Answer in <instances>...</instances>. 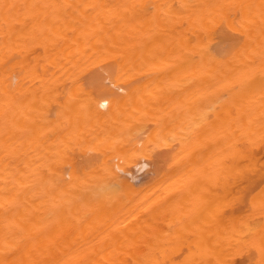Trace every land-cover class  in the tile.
I'll return each mask as SVG.
<instances>
[{"label":"bare ground","instance_id":"obj_1","mask_svg":"<svg viewBox=\"0 0 264 264\" xmlns=\"http://www.w3.org/2000/svg\"><path fill=\"white\" fill-rule=\"evenodd\" d=\"M0 264H264V0H0Z\"/></svg>","mask_w":264,"mask_h":264},{"label":"rangeland","instance_id":"obj_2","mask_svg":"<svg viewBox=\"0 0 264 264\" xmlns=\"http://www.w3.org/2000/svg\"><path fill=\"white\" fill-rule=\"evenodd\" d=\"M53 111H55V110H53ZM53 111H52V112H53ZM54 114H55V113H53V115H54ZM54 116H55V115H54ZM54 116H53V117H54ZM171 143H172V142H171ZM173 143H174L173 145L170 144V145H171L170 147H173L174 151H176V149H177V148H176V147H177V144H176V142H173ZM166 145H167V144H166ZM164 146H165V145H164ZM75 147H76V146H75ZM162 147H163V145H161V148H160V146H158L159 150H158V151L156 150V151H157V154L155 153L156 151H155V148H154L153 152L155 151V152H154L155 155H153V156H157V155H159V156H157V157H159V159H161V158L164 157V156H165V157H166V156L169 157V155H170V154L168 155L169 151L165 152L166 154L163 153V154H165V155H162L161 153L165 151V148L167 149V147H168V148L170 149V147L167 146V147H165L163 150H162ZM174 147H175L176 149H175ZM86 148H87V147H85V148H80V147H78V148H77V149H79L78 152H77L78 154H76V153H75L76 151L74 150L75 152H74V151H73V152H74L77 156H73V155H75V154H71L70 151H69V156H70V154L72 155V157H71L70 159H72V158H73V159L70 160V161H68V162H65L67 165L64 163V164L60 167V171H61V174H62V176H63V177H61V180H67L68 178H70V171H71V169H72L71 167H72L73 164H75L77 161L79 162V161H81V159H82V161L85 162V163H82V165H83V164H86V163L88 164L89 162L93 161V158H95V155L93 154V151H94L95 149H94V150H91V151H92V152H91V151H90V148H91V147H90V148L88 147L89 150L86 149ZM72 149H73V148H72ZM77 149H76V150H77ZM91 149H92V148H91ZM156 149H157V148H156ZM160 149L162 150L161 152H159ZM167 150H168V149H167ZM95 151H96V150H95ZM95 151H94V152H95ZM71 152H72V150H71ZM88 152H90L91 154H93V158H92V159L90 158V155H91V154L88 153ZM95 153H96V152H95ZM170 153H173V152H170ZM160 155H161L162 157H161ZM96 156H97V155H96ZM91 157H92V156H91ZM98 157H99V154H98ZM165 157H164V158H165ZM167 157H166V158H167ZM78 158H81V159L79 160ZM96 158H97V157H96ZM115 158H116V157H115ZM141 158H142V160L140 159L141 161H140V160H139V161L144 163V164H143V167H142V163H140V162L138 161V164H135V165H138V167H136V166L133 164L134 166H133V167L131 166L132 168H130L129 170H125V171H126L125 174H124L123 171H122V170H123V167L120 165V166L122 167V169H120L121 167L119 166V167H120L119 169H120V170L122 171V173H123V174H121V172H120V174L123 175V176H122V179H120V180H124V179H125V180H128V181H131V182H133V184H132V183H131V184H132L133 186H136V188H137V185H139L138 188H140L141 185H142L143 187H145L146 185H149V184L153 183V182L156 180V178L158 177V175H159V173H160V170H161V169L164 170V168H165V167H164L165 165H164V166L162 165L163 162L165 161L164 164H166V162H167L166 160H163V162H160V164H159V159H157L156 157H154V158H156V159H153L152 157H151V158H148V157H147V158H145V157L143 158V156H141ZM84 159H85V160H84ZM97 159H98V158H97ZM97 159H96V160H97ZM145 159H146V160H145ZM162 159H163V158H162ZM90 160H91V161H90ZM114 160H115V162H116V159H114ZM143 160H145V162H144ZM117 161H118V158H117ZM74 162H75V163H74ZM147 162H149V164H148ZM161 163H162V164H161ZM79 164H80V163H79ZM79 164H77V165H79ZM87 164H86V165H87ZM140 164H141V165H140ZM155 164H157V166H159V167L154 166ZM158 164H159V165H158ZM65 165H66V166H65ZM118 165H119V164H117V162H116V163H115V167L117 166V168H118ZM160 165H162L163 168H162V166H160ZM79 166H80V165H79ZM62 167H65V168H66V171H65L64 168H62ZM113 167H114V165H113ZM135 167H136V168H135ZM141 167H142V168H141ZM149 167H150V168H149ZM70 168H71V169H70ZM137 168H138V169L141 168V170H140V169L138 170ZM155 168H156V169H155ZM62 169H63V170H62ZM159 169H160V170H159ZM115 170H116V169H115ZM120 170H119V171H120ZM130 170H131V171H130ZM151 170H152V171H151ZM156 170H157V173H158V174L156 173ZM158 170H159V172H158ZM162 170H161V171H162ZM125 171H124V172H125ZM127 171H129L130 174L127 173ZM145 171H148V172H145ZM117 172H118V171H117ZM144 172H145V173H144ZM132 173H133V174H132ZM143 173H144V174H143ZM118 174H119V173H118ZM147 174H148V175H147ZM121 175H120V176H121ZM141 175H142V176H141ZM153 175H155L156 178H155ZM128 176H130V177H129L130 180L127 179ZM147 176H148V177H147ZM131 177H132V178H131ZM134 177H135V178H134ZM149 177H150V179H149ZM62 178H63V179H62ZM120 178H121V177H120ZM143 179H144V180L147 179L148 181H144ZM68 180H69V179H68ZM152 181H153V182H152ZM139 183H140V184H139ZM146 183H148V184H146ZM135 184H136V185H135ZM145 184H146V185H145ZM186 247H187V244L185 243V244H182V245L176 247V248H178V249L175 248V250H176V252L184 253L185 251H187V248H186ZM184 248H186V249H184Z\"/></svg>","mask_w":264,"mask_h":264}]
</instances>
